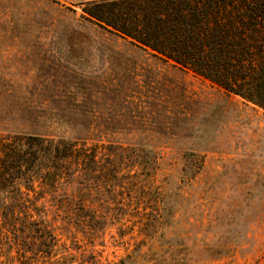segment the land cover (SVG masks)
Instances as JSON below:
<instances>
[{"label":"rangeland","instance_id":"1","mask_svg":"<svg viewBox=\"0 0 264 264\" xmlns=\"http://www.w3.org/2000/svg\"><path fill=\"white\" fill-rule=\"evenodd\" d=\"M99 1L0 0V137L91 146L27 192L51 246L0 241V264H264V110L96 22Z\"/></svg>","mask_w":264,"mask_h":264},{"label":"trees","instance_id":"2","mask_svg":"<svg viewBox=\"0 0 264 264\" xmlns=\"http://www.w3.org/2000/svg\"><path fill=\"white\" fill-rule=\"evenodd\" d=\"M84 11L144 53L264 110V0H105ZM89 148L63 136L0 137L1 242H28L16 237L37 233L41 246H51L49 227L33 217L27 192L35 180L41 190L63 182L69 166L79 164L69 157ZM79 180L71 176V183Z\"/></svg>","mask_w":264,"mask_h":264}]
</instances>
